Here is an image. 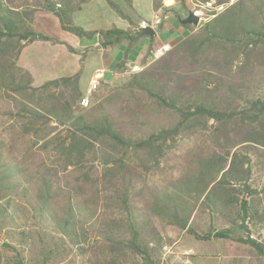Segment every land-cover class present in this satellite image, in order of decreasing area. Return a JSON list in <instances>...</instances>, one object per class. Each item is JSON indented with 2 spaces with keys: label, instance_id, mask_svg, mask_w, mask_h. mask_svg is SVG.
<instances>
[{
  "label": "trees",
  "instance_id": "trees-1",
  "mask_svg": "<svg viewBox=\"0 0 264 264\" xmlns=\"http://www.w3.org/2000/svg\"><path fill=\"white\" fill-rule=\"evenodd\" d=\"M88 1L0 0V264H59L73 249L83 264H168L169 227L230 239L264 264V0H238L85 109L80 71L36 86L18 58L54 41L21 30L38 11L102 48L136 40L74 25ZM119 103L122 118L109 110ZM197 210L223 227L197 232Z\"/></svg>",
  "mask_w": 264,
  "mask_h": 264
},
{
  "label": "crops",
  "instance_id": "crops-1",
  "mask_svg": "<svg viewBox=\"0 0 264 264\" xmlns=\"http://www.w3.org/2000/svg\"><path fill=\"white\" fill-rule=\"evenodd\" d=\"M135 0H126L130 7V11L133 14H136L137 19L132 17L130 13L127 11H123L129 17L132 18V21L136 23V27H132V29H139L142 25L148 24L152 26L155 30L153 37L149 36H142L136 38V40L131 41H124L121 44L113 47H106L100 50H96V53L99 54L101 58V65L95 70H103L104 74V81L110 82L112 79L115 78L119 73V69L117 63L120 62L123 58L124 52L127 50L129 46H135V51L133 56L127 54V59L125 62V67L130 68V66L136 64L142 67V69L150 64L152 60V53L164 44H169L171 47L175 44H171L174 41L181 42L186 36L189 35L191 30L189 28L184 27L182 24L179 23L178 19L171 12L164 13L161 8L158 10H154L152 6V0H147L146 2L143 1V5L147 8H151L152 15H150V19L148 18V14H144L145 12L142 11L143 5L142 2H134ZM138 1V0H137ZM167 0H162V3L165 5L166 8H172V3L168 2ZM40 12H36L31 22V29L40 32V29L36 25V16H38ZM147 13V12H146ZM147 17V18H146ZM58 20V19H57ZM125 20V19H124ZM127 21V20H126ZM59 22V21H57ZM128 22V21H127ZM130 24H126L123 29H130ZM99 29H108V27H96L90 28L86 30H99ZM41 33V32H40ZM49 37V36H48ZM53 39V37H50ZM76 44L68 45L65 42H61L58 40L54 41H34L27 46H25L18 58V65L27 69L32 77H33V84L40 85L46 80L55 79L63 76H71L78 71H81V61L83 58V53L89 54L90 52H95L89 49L90 46L98 44V35H95L91 39L87 38H78L76 37ZM42 43L43 45L50 44L52 47L61 46L60 53L63 54V63L60 66H56L55 63H52V60L46 63L49 65V69L39 71L37 70L31 62L28 60L26 52L28 48ZM177 43V42H176ZM72 49V50H71ZM84 54V55H85ZM71 60L73 62H71ZM80 63V64H79ZM93 76V75H92ZM92 77H89V80ZM88 80V83H89ZM79 88L83 96H86L83 92L81 78L79 77ZM88 92V90H87ZM184 232V231H183ZM186 238L192 239L196 242H199L201 245V250L196 248V245L192 243H183ZM212 241V239L210 240ZM204 240H198L194 238L192 235H185L182 234L180 238L174 241L173 244L167 246L166 255H168V261L170 264H257L261 258L255 256L253 253H248L247 249L240 244L227 242L221 243L218 242L217 244V252L216 255L212 254L210 251H207L205 248ZM192 250V255H185V252L188 250ZM190 256H194L195 263H192Z\"/></svg>",
  "mask_w": 264,
  "mask_h": 264
},
{
  "label": "rangeland",
  "instance_id": "rangeland-1",
  "mask_svg": "<svg viewBox=\"0 0 264 264\" xmlns=\"http://www.w3.org/2000/svg\"><path fill=\"white\" fill-rule=\"evenodd\" d=\"M114 1L121 10L123 11H127L128 13H130V15L132 17H134L135 19H137L136 14H133L130 11V7L128 5V3L126 2V0H112ZM143 1H147V0H135L134 2L138 3V2H142L143 5ZM172 3V0H170ZM199 0H189V3L191 4V6L193 7V4L195 2H197ZM224 1V0H221ZM168 3V2H167ZM163 7H165V5L163 4ZM175 7L177 10H173L172 11H168L166 10L165 13L167 12H171L176 19L182 18L184 16H186L187 12H185L184 10H182L178 5L175 4V0H173V4H172V8ZM142 11L145 12L144 14H148V18L150 19V15H152V10L151 8H147V4L146 7L143 5ZM163 11V10H162ZM40 13L38 14V16H36V25L38 26V28L40 29V32L46 36L49 37H53L54 40H58L61 42H65L68 45H74L76 44V38L75 35L72 34L71 32L62 30L60 28L59 22H57V18L56 16L49 11H39ZM147 12V13H146ZM164 12V11H163ZM35 14V13H34ZM34 14L31 16V18L27 21H25L24 23H22L20 25L21 30H27V29H31V22L32 19L34 17ZM150 14V15H149ZM147 18V17H146ZM131 21L132 18L130 17ZM71 22L74 25L80 26L84 29H90V28H96V27H108L111 28L112 26H116L118 28H124V26H126V24H128V22L124 19H122L120 17V15L114 10L112 9L109 4L106 2V0H89L88 2H86L85 4H83L79 10L75 11L74 13H72L71 15ZM203 23H199L197 25V27L201 26ZM131 28L130 31L131 32H136L138 31L137 29H132V27H136V23L132 21L131 23ZM194 26L189 27V29L192 31L193 28H197ZM188 28V27H187ZM179 41V40H178ZM178 41H174L171 44H175L171 47V49H173L175 46H177L179 43ZM177 42V43H176ZM61 46H59V44L57 46L52 47L50 44H46L43 45L42 43H39L37 45H33L31 47L28 48V51L26 52V55L28 57V60L31 62V64L39 71H43L44 69L47 70L49 69V65L46 63V61H48L47 59H49V62L52 60V63H55L56 66H60L64 59H63V54L60 53V48ZM170 49V50H171ZM169 50V51H170ZM135 51V46H129L127 48V54L129 53L130 56H133V53ZM83 53V58L80 64L81 67V71H80V78H81V84H82V88H83V92L84 94H86V96H88L89 98V104L86 107L83 108H88L90 107L91 103H93V101L96 98L101 99L104 95L106 96L108 93L106 90V85H108L107 89L109 88H116V86L121 85L122 83H124L125 81H127L133 74L136 73H130L128 72L129 68H126L125 66L123 67H118L119 69V74L117 76H115L114 79H112L110 82H106V81H102L100 86L98 87V89H96L95 91L91 92L88 94L87 90L89 88V77L95 73V70L98 68V66L101 65V58L99 57V54L95 52H90L89 54H85ZM162 57V56H161ZM160 57V58H161ZM159 59V58H158ZM71 62H73L71 60ZM142 71V70H141ZM140 71V72H141ZM138 73V72H137ZM90 81V80H89ZM98 100V99H96ZM4 109L5 106H0V109ZM120 108V103L114 106H110L109 110H113L114 111V115L115 117H123V113H125V111H121ZM1 118V115H0ZM161 121H166V120H161ZM160 121V122H161ZM151 128V125L148 126ZM191 226L194 230H196L199 233H204L210 229H220L223 227V223L221 221H219L218 219H212L207 212L202 211V210H197L196 214L194 215L192 221H191ZM26 230H32L34 228V222L33 221H28V223L26 224ZM168 235L174 240L176 241L178 238H180V236L182 234L187 235L185 232L177 229V228H173V227H169L167 229ZM244 234L240 231V230H235L233 232V236L235 237H239V236H243ZM7 239L6 235L4 234V232H0V247L2 245V242ZM227 243V242H232V243H236L230 239H212V241L210 240H206L205 242V248L207 251H210L212 254L216 255V250H217V244L218 242L221 243ZM174 243V242H173ZM172 243V244H173ZM183 243H192L194 245H196V248L199 250H201V245L199 244V242H196L192 239L186 238L184 240ZM238 244V243H237ZM169 245H164L162 248L163 251V258L166 260V262L168 264V255H166V249L164 247H167ZM250 253V252H248ZM83 256L79 253V251L77 249H73L68 256H66L65 260H62L59 264H83ZM257 264H263V260H260Z\"/></svg>",
  "mask_w": 264,
  "mask_h": 264
},
{
  "label": "built area",
  "instance_id": "built-area-1",
  "mask_svg": "<svg viewBox=\"0 0 264 264\" xmlns=\"http://www.w3.org/2000/svg\"><path fill=\"white\" fill-rule=\"evenodd\" d=\"M238 0H199L193 4L192 12L194 15L198 17V24L199 23H205L217 14L223 12L227 7L230 5L236 3ZM171 49V46L169 44H164L157 48L152 53V60L158 59L161 56H163L165 53H167ZM142 70V67L139 65H132L130 66L128 72L130 73H137ZM104 74L105 72L103 70L96 71L92 78L89 81V88H88V94L98 89L101 82L104 80ZM89 104V98L88 96H83L80 99V105L83 107L88 106ZM167 249V247H164ZM193 251L190 249L185 252V255H192Z\"/></svg>",
  "mask_w": 264,
  "mask_h": 264
},
{
  "label": "water",
  "instance_id": "water-1",
  "mask_svg": "<svg viewBox=\"0 0 264 264\" xmlns=\"http://www.w3.org/2000/svg\"><path fill=\"white\" fill-rule=\"evenodd\" d=\"M178 21L182 25L188 24L194 27H197L198 25V17L194 15L192 11L187 12L186 16L179 18ZM154 33H155V30L152 28V26L145 24L139 28L136 38H139L142 36L153 37ZM89 49L96 51V50L102 49V46L100 44H95V45L90 46Z\"/></svg>",
  "mask_w": 264,
  "mask_h": 264
}]
</instances>
